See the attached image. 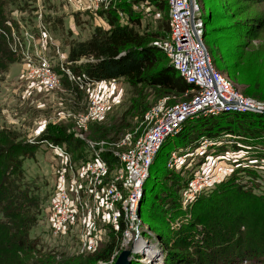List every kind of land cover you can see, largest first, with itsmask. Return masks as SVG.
<instances>
[{
  "label": "rangeland",
  "instance_id": "rangeland-1",
  "mask_svg": "<svg viewBox=\"0 0 264 264\" xmlns=\"http://www.w3.org/2000/svg\"><path fill=\"white\" fill-rule=\"evenodd\" d=\"M130 1L107 0V3L110 2V9L118 7V13H122L120 18L123 24L127 22V16L122 11L126 9L125 7L129 5ZM198 1L202 8L203 21L205 22L211 16L214 23L210 27L204 25V31L208 33L206 34L208 37H204V42L208 52L212 53H210V58L214 69L231 82L242 95L253 98L264 105V0ZM45 6V19L49 25L53 23L50 28L57 34L51 31L53 35L51 37L58 46V53L55 52V45H53L47 47L46 54L51 58L54 67L58 63L57 68L60 69L63 66L65 72L68 69L75 80L69 82L65 81V77H62L57 82L51 77L32 76L18 61L11 64L7 72L0 74V129L16 131L26 143H35L46 135L52 137L70 135L72 139L85 143L89 150L81 148L80 154L84 155L85 159L76 162L80 150L78 152L71 151V154L69 152L71 147L62 144L60 148L64 151L63 158L56 150L53 151L48 147L49 142H45L38 145L35 158L25 160L23 164L24 181L38 195L41 212L37 224L30 231L31 239L38 242L36 251L27 255L28 260L24 256H20V259L23 260L21 264H31L33 261L40 264H57L60 261L66 262L71 257L96 255L112 239L118 242V248L110 261H99L95 264H112L124 249L133 250L131 261L135 257H143L146 263L163 264L165 254L159 245L158 237L161 235L160 233L165 232V228L150 222L148 214L145 213L149 203L155 201L152 200L154 194L150 198H144L145 191L143 189L137 213L130 218L132 228L129 224L122 236L119 237L117 233H119L120 221L124 226L125 223L122 220L123 216L121 214L118 216V213L126 198V192L122 190L121 198L114 199L107 196L108 190L102 188L101 203L103 206H100L99 203H95V194L87 183L84 187L85 194L77 201L75 192L72 190L71 180L67 178L63 180L59 175L65 162L69 165L66 167L67 175L70 173L69 167L71 173L77 175L81 171V163L96 156L99 150L108 157V153L111 151L116 150L121 153L133 149L135 142L153 127L162 112L172 105L181 103L182 100L175 97L156 98L151 89L147 87L133 89L123 79L114 80L112 83L105 82L101 87H94V90L90 88L82 91L79 87L84 82V75L73 73L71 68L73 65L66 58L68 44L86 41L98 24L104 29L107 26L103 22H96L91 15L75 17L76 14L68 8L66 0H45ZM134 7L139 12L134 11ZM141 7L148 9L147 15L143 14V11L140 10ZM131 9L135 15H139L140 25L136 29L140 33H156L159 38L153 43L166 37V32L162 29L169 21L168 14L159 10L158 7H150L145 2L133 3ZM57 19L62 21L61 25L59 22H55ZM54 24L57 26L55 27ZM220 33H224V35L222 36ZM222 42L240 48L238 50L241 51L239 62L232 64L223 58ZM165 64L169 65L168 61H165ZM59 73L62 74L60 71ZM75 87L81 92L76 93ZM92 99L99 100L104 105L102 115L90 113ZM113 121H116L117 126L125 127L118 141L112 143L89 138L92 129L94 130L96 126L109 125ZM172 139L167 138L162 144V149L155 159L158 166L165 164L168 154L173 149ZM122 140H125L126 143L123 144ZM38 142L41 143V141ZM122 145L125 147H121ZM184 152L187 153L189 150L185 149ZM206 153L211 154L214 159L215 151L208 148ZM206 153L203 156L193 154L183 157L181 170L185 174L181 173V175L186 176L185 179H188L189 174H192L205 160ZM244 159V157L241 158L242 161H245ZM211 163L208 165H215ZM158 166L152 168L151 174ZM108 170L104 186H107L108 183L120 184L123 181H128V172L124 164L118 162ZM187 173L188 175H186ZM156 175L155 180L149 176V181L145 183L158 193L157 186L163 184L167 186V182L161 178L160 174ZM261 177V181L264 182V172H261ZM63 188H65L70 206L77 201L75 207L78 214L66 224L65 232L54 234L50 229L49 205L55 191ZM187 193L185 189L179 195L181 206L187 199ZM157 197L155 196V199ZM106 202H111L109 204H113V207L106 210ZM129 217L131 216L128 214V220Z\"/></svg>",
  "mask_w": 264,
  "mask_h": 264
},
{
  "label": "trees",
  "instance_id": "trees-1",
  "mask_svg": "<svg viewBox=\"0 0 264 264\" xmlns=\"http://www.w3.org/2000/svg\"><path fill=\"white\" fill-rule=\"evenodd\" d=\"M27 1L0 0V29L4 33L8 34L5 23L9 11L24 8ZM136 2H148L150 7H158L168 14L167 4L156 0H131L122 11L127 16L124 24L121 23L118 7L102 11L100 14L107 21L109 29L94 27L92 35L86 41L68 44L66 58L73 65L72 71L77 75L83 74V80L88 83L123 79L133 89H151L156 98L175 97L184 101V94L190 86L179 77L165 54L152 45L159 38L158 35L140 33L136 29L140 25L139 15H135L131 9V5ZM77 16L84 15L76 14L75 17ZM55 22L61 25L62 21L57 19ZM213 24L211 16L204 22L205 27ZM162 30L168 34L169 21ZM51 31L57 34L53 29ZM206 34L208 33L204 31L205 38L208 37ZM221 50L227 62H239L241 51H238V46L225 43ZM16 62L17 59L9 49L7 35L0 34V74L7 72L9 66ZM75 90L76 93L81 92L77 87ZM124 130L125 127L117 126L116 121H113L109 125L96 126L89 138L115 143ZM227 135L232 139H227ZM203 138L220 143L209 148L215 151V157L244 151L248 158L252 156L250 158L253 160H264V113L223 114L188 120L172 139L171 151L193 155ZM38 141L26 143L16 131L0 129V264H21L23 260L20 256L28 260L27 255L34 252L38 243L31 239L30 231L37 224L41 211L38 195L24 181L25 160L35 158L38 145L45 142L70 146V153L80 150L76 162L85 159L80 154L81 148L89 150L85 143L72 139L70 135H46ZM161 149L162 147L155 159ZM185 149L189 152H184ZM101 155L110 167L117 164V159L111 152L108 157L104 153ZM208 156L212 155H205V160L189 174L188 179L181 175V167L168 169L167 160L165 164L158 166L154 159L150 167V178L155 180L158 173L168 186H157L158 193L151 186L148 187L147 183L143 188L144 198H150L154 194L152 200L155 201L150 202L145 209L149 221L165 228L167 232L160 233L158 237L165 254L163 264H264V182L260 179L261 172L264 171L257 170L255 164L244 167L241 161L233 163L235 167L230 175L213 187L201 191L184 208L181 206L179 195L186 189L196 171L208 161ZM154 166L158 167L151 174ZM155 196H158L157 199ZM124 230L125 226L120 221L117 235L122 236ZM117 248L118 242L112 239L96 255L71 257L66 262L60 261L57 264L109 262ZM145 263L143 257H135L131 261V264ZM31 264L40 263L33 261Z\"/></svg>",
  "mask_w": 264,
  "mask_h": 264
},
{
  "label": "built area",
  "instance_id": "built-area-1",
  "mask_svg": "<svg viewBox=\"0 0 264 264\" xmlns=\"http://www.w3.org/2000/svg\"><path fill=\"white\" fill-rule=\"evenodd\" d=\"M156 1H164L167 4L169 32L164 39L153 43V46L165 54L179 77L190 86V89L184 94L186 100L164 110L154 122L153 127L135 142L133 149L121 153L116 150L111 151L117 159V164L118 162L124 164L128 172V181H123L120 184L108 183V189L107 186H104L106 173L109 171L108 168L110 166L103 159L101 150L98 151L96 156L90 157L88 161L81 163V171L77 175L71 173L70 167V173L67 175L66 167L69 165L66 162L59 175L63 180L65 178L71 180L72 190L75 192L74 195L77 201L85 194L86 190L84 187L87 183L90 185V189H93L95 203H99L100 206H103L101 203L102 188L106 189V191L108 190L107 196L114 199L121 198L122 190L126 192V198L118 213V216L120 214L123 216L122 220L125 223V230L129 224L130 228H132L130 218L137 213L144 184L149 178L150 167L162 144L167 138L176 137L185 122L199 117H215L223 114L264 113V105L253 98L242 95L231 82L223 78L214 69L204 42V21L199 1ZM66 2L73 13L86 15L87 17L91 15L96 22H103L107 26L106 29H109L107 21L100 14L102 11L110 9V2L107 3V0H66ZM145 4L148 5V2H145ZM133 10L138 11L136 7ZM140 10L143 11V14H148L147 8L141 7ZM44 11H46L45 0H28L24 8H14L9 11L5 23L8 34L1 29L0 34L7 35L10 51L29 75L44 78L51 77L57 82L60 81V78L65 77L67 81L73 82L75 78L69 70L67 69L65 72L63 66L60 69L57 68L59 66L58 63L54 67L55 65H52L51 58L46 54L47 47L53 45H55V52L58 53V46L52 38L51 26L45 19L46 13ZM119 16H122V13H119ZM98 27H101V25L98 24ZM105 82L112 83L114 81L95 83L84 81L79 88L82 91L90 88L94 90V87H101ZM91 102L90 113L102 115L104 113V105L101 101L92 99ZM226 138L232 139L229 135ZM125 140L127 141V138ZM125 140L121 142L125 144ZM228 144L231 145L233 142H228ZM47 145L63 157L64 151L60 146L51 143ZM215 145H220V143L203 138L195 150V154L203 155L208 148ZM121 147H125V145ZM180 153V151L176 150L170 152L166 163L168 169H179L181 167L183 157L187 155ZM247 156L246 152L238 151L219 155L214 157V159H212V156L206 157L209 161L196 171L186 187L188 192L187 199L182 207L187 206L201 191L213 187L230 175L235 167L233 163L241 161L244 167L255 164L257 170L264 171V160H253ZM243 157L245 161L241 160ZM210 162L215 165L209 166ZM219 162L220 164L217 165ZM75 203H72L71 206L69 205L65 188L55 191L49 205L50 229L52 233L60 234L65 232L66 224L78 214ZM109 203L111 202H106V210L113 207V204L110 205ZM80 205L82 204L80 203ZM128 214L131 216L129 220L127 219ZM136 238L138 239V237Z\"/></svg>",
  "mask_w": 264,
  "mask_h": 264
},
{
  "label": "water",
  "instance_id": "water-1",
  "mask_svg": "<svg viewBox=\"0 0 264 264\" xmlns=\"http://www.w3.org/2000/svg\"><path fill=\"white\" fill-rule=\"evenodd\" d=\"M132 249L122 250L112 264H131Z\"/></svg>",
  "mask_w": 264,
  "mask_h": 264
}]
</instances>
